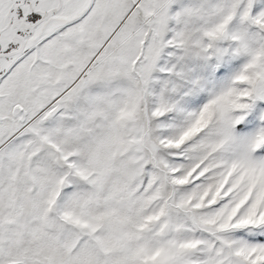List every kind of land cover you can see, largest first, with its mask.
I'll return each mask as SVG.
<instances>
[{
	"label": "snow or ice",
	"instance_id": "obj_1",
	"mask_svg": "<svg viewBox=\"0 0 264 264\" xmlns=\"http://www.w3.org/2000/svg\"><path fill=\"white\" fill-rule=\"evenodd\" d=\"M0 264H264V0H0Z\"/></svg>",
	"mask_w": 264,
	"mask_h": 264
}]
</instances>
